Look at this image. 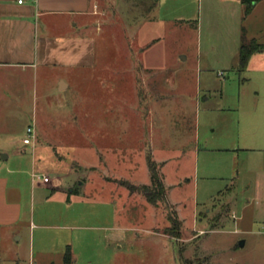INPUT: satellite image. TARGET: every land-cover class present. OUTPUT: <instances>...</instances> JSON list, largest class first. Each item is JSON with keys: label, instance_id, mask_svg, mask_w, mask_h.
Returning <instances> with one entry per match:
<instances>
[{"label": "rangeland", "instance_id": "1", "mask_svg": "<svg viewBox=\"0 0 264 264\" xmlns=\"http://www.w3.org/2000/svg\"><path fill=\"white\" fill-rule=\"evenodd\" d=\"M206 1L183 3L179 13L160 15L161 39L149 41L142 60L150 67L132 50L135 74L162 73L160 81L140 78L130 90L124 60L114 62L111 53L95 66L93 87L77 93L50 91L41 81L34 86L14 70L0 68V146L10 153L5 164L28 168L30 179L34 159L39 180L42 172H60L66 189L81 188L78 181L88 185L66 202L35 204L33 221L45 226L33 228L31 244L29 237L6 241L0 234V264H66V250L69 264H264V150L242 129L248 117L254 121L257 107L263 112L264 67L256 62L239 73L235 67L241 33L264 43V0L245 21L237 14L233 25L227 13L217 12L223 4ZM230 5L239 8L236 0L224 7ZM212 6L215 10L208 11ZM122 54L123 48L116 49ZM145 83H162L161 95ZM239 90L247 103L239 102ZM162 99L165 106H153ZM172 122V130L163 128ZM28 125L37 134L34 152L22 140ZM46 138L56 144L48 145ZM192 146L201 148L200 158L204 148L239 146L207 154L215 163H228L237 177L205 182L200 176L197 185L190 183ZM150 147L154 159L169 158L163 166L166 185H173L168 198L178 202L167 203V209L160 202L159 217L137 194L130 199L121 182H146L140 149L150 157ZM18 148L25 153L18 154ZM55 151L65 158L58 160ZM167 211L181 221L179 236L166 230ZM15 244L21 248L18 258Z\"/></svg>", "mask_w": 264, "mask_h": 264}, {"label": "crops", "instance_id": "2", "mask_svg": "<svg viewBox=\"0 0 264 264\" xmlns=\"http://www.w3.org/2000/svg\"><path fill=\"white\" fill-rule=\"evenodd\" d=\"M261 1L263 0L256 3L251 12ZM189 2H194V0H21L20 2L18 0H0V68L14 70L17 73L15 76L18 75L17 78L20 80H31L34 86L38 81H41L39 83L43 85V88L49 87L50 91L54 89L55 92L66 93L69 90L70 92L77 93L82 88L88 89L93 87L92 79L94 78L93 70L95 66L99 65L102 61L103 55L111 53V58L114 62L115 59L117 63L121 59L124 60L123 65H126V67L123 68V66L122 69L128 74V80L131 81H129L130 90L135 81L140 78L144 80L146 78L159 79L160 81L161 78L164 79L165 77L162 73L137 72L135 74V71L132 69V63H134L132 60V50L136 49L137 61L142 63V60L145 59L143 58L145 49L150 44L149 41H159L161 39L160 32L156 30L161 25V22L163 23V17L160 15L164 13H179L178 9L181 8L180 6L183 3ZM236 2L239 8H233L232 5L224 7L231 4V0H218V5L223 4V6L221 5V9L218 7L217 12L227 13L228 15H223L228 16L227 20L230 19V25L236 23L237 14L241 15L244 21L251 14L250 12L247 16L243 17V5L240 0H236ZM206 3L208 6L211 0H207ZM213 7H208V11L215 10ZM242 28L241 26L238 32L242 31ZM241 38L239 43H236L237 64L235 67L238 73L241 72L237 69ZM104 48H106V51H103ZM118 48H123V54L120 56L116 55V49ZM256 62L262 68L264 67V49L258 50L250 56L246 68ZM142 64L144 67L151 66L148 63L147 65ZM58 69L61 73L59 72V74L54 76L56 72L53 71ZM27 72L28 74H26ZM49 72L52 73L50 77L48 76ZM221 74L222 72H220ZM261 77H264V73H262ZM160 85L162 88V83L146 84L152 93L158 95H161V92H158ZM241 92L242 90H239V102L245 104L248 102L245 99L247 96ZM197 97L198 91H196V101ZM158 100H155L153 106L166 105L167 101L163 103V99L160 102ZM151 111H154L153 107ZM167 111L171 112L172 110L168 109ZM260 111L261 109L257 107L254 113V121L248 117L247 119L249 120L242 123V129L245 135L257 143L258 149L263 151L264 109L262 113ZM175 126L176 123L172 122L163 128L171 127L172 130ZM99 135L96 137L97 140ZM36 137L37 134L35 133L34 138L29 143L23 142L24 144L31 145L32 152L38 148ZM234 137L233 140H235ZM45 141L48 145L56 144V142L50 141L47 138ZM96 144L98 145L99 142ZM183 144L180 143L179 146L174 145L180 148L182 147L180 145ZM175 146L172 147L174 148ZM96 148L98 149V146ZM238 148L239 146L237 148H204L203 157L200 158L201 148L192 146L189 154L193 160L194 167L190 171V176L187 180L190 183H194V185L198 184L200 176L203 177L205 182L217 179L223 181L232 179L233 181L237 177V174H233L231 166L228 163L221 165L215 163L209 159L210 155L207 154L213 151L228 152L229 150ZM53 149L55 150L54 147ZM150 150V158L158 166L162 182L165 186L166 203L176 206L178 202L172 203L168 198L169 188L173 185H166L165 174L163 172V166L169 158L158 157L154 159L151 147ZM16 152L23 155L25 149L18 148ZM140 153L144 154L145 157L147 167L146 182L133 183L130 180L125 181L134 185H149L151 183L147 162L149 156L146 154L145 148L144 150L141 148ZM98 154L101 157L102 153ZM55 156L58 160L65 158L61 156L60 152L56 151ZM9 157L10 153H5L0 146V234H2L1 237L6 241L10 239L21 241L22 238L26 239L29 237L28 241L31 244L33 240V228L37 226L38 228H43L45 226L43 222L39 221L36 224L33 221L35 204L47 203L54 198L56 201L66 202L69 200L71 194H80L88 185L83 184L82 181H78L77 184L81 185V188L75 190L66 189L62 185L64 179L60 172H55V176H50L48 172H42L44 176L48 177V180H39V178L35 177L33 170L34 159H32L31 163V177L28 179V168L22 166L11 168L5 164ZM199 158L201 159V163ZM82 166L93 167L94 165ZM70 168L71 165L66 174L67 177L72 175ZM102 180L105 181L104 179ZM123 187L126 189V193L130 199L132 198V194H137L139 196L137 200L141 202L140 204H143L147 209L149 208V211H152L159 217L155 211L158 205L148 202L142 193L131 191L125 185ZM52 213L54 214V212ZM233 215H231L232 218ZM13 254L16 258L21 256L20 245H14Z\"/></svg>", "mask_w": 264, "mask_h": 264}, {"label": "trees", "instance_id": "3", "mask_svg": "<svg viewBox=\"0 0 264 264\" xmlns=\"http://www.w3.org/2000/svg\"><path fill=\"white\" fill-rule=\"evenodd\" d=\"M243 5V17L247 16L252 8L256 5L260 0H240ZM264 49V44L257 42L255 38H247L244 34H242L241 42L238 50V71H243L248 63L250 56L258 51ZM148 168L150 171V180L151 183L149 185H134L128 181H121L128 189L131 191H138L142 193L146 200L154 205H158L159 202H163L164 205L169 207L166 203V190L165 186L162 182V177L159 172L158 166L150 157L147 159ZM168 218L170 221L169 227L166 230L171 233L173 236H179V230L181 227V221L177 219L175 212L167 211ZM65 263L69 264L71 262L70 252L66 250L64 255Z\"/></svg>", "mask_w": 264, "mask_h": 264}, {"label": "built area", "instance_id": "4", "mask_svg": "<svg viewBox=\"0 0 264 264\" xmlns=\"http://www.w3.org/2000/svg\"><path fill=\"white\" fill-rule=\"evenodd\" d=\"M18 1L20 2L21 0H18ZM34 135H35L34 127L33 126H28L26 128V135L22 139L23 142L24 143H29L34 138ZM42 179H43V181H47L48 177L47 176H43ZM263 230H264V228H263Z\"/></svg>", "mask_w": 264, "mask_h": 264}]
</instances>
